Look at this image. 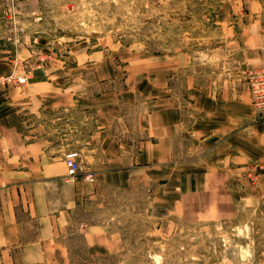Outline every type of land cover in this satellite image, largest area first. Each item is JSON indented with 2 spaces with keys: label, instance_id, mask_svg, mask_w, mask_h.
Returning <instances> with one entry per match:
<instances>
[{
  "label": "rangeland",
  "instance_id": "374dc122",
  "mask_svg": "<svg viewBox=\"0 0 264 264\" xmlns=\"http://www.w3.org/2000/svg\"><path fill=\"white\" fill-rule=\"evenodd\" d=\"M263 69L264 0H0V96L67 168L78 153L97 189L96 212L80 215L97 248L76 228L69 264H264V152L245 156L220 127L222 114L264 110L251 77ZM174 106L169 162L136 146L111 157L106 133L141 139Z\"/></svg>",
  "mask_w": 264,
  "mask_h": 264
},
{
  "label": "crops",
  "instance_id": "0c3cea01",
  "mask_svg": "<svg viewBox=\"0 0 264 264\" xmlns=\"http://www.w3.org/2000/svg\"><path fill=\"white\" fill-rule=\"evenodd\" d=\"M242 101L237 100L238 107L245 105ZM13 105L11 100L0 96V264H69V239L76 228H83L88 246L97 248V225L89 224L87 218L81 217L97 210L96 186L86 182L80 174L69 175L63 157L56 159L50 154L49 141L41 137L38 128L24 126L21 110ZM155 114L158 117L156 133L149 122ZM196 114L193 112L191 116ZM183 115L181 106H174L173 110L158 109L147 120L146 137L134 139L126 128L123 131L129 132L131 140L124 142L106 133L108 136L103 142L106 141L107 150L115 159L119 155L115 151L125 147V159L128 160V151L136 146L145 159L164 165L175 156L177 142L171 134L181 127ZM249 115L250 121L246 122L244 112L236 116L222 114L221 138L225 142L226 135L228 140L231 135L237 137L238 152L248 157H260L264 152V110H252ZM232 119H237L235 124L230 122ZM228 125H231L229 131L224 132ZM216 129L202 134L221 133ZM245 135L249 136V149L242 146ZM224 142L222 149H225ZM98 151L101 147L97 136ZM94 161L100 167L102 157L95 155ZM177 162V166H181V161ZM128 165L133 163H125ZM97 170L98 175L115 173Z\"/></svg>",
  "mask_w": 264,
  "mask_h": 264
},
{
  "label": "built area",
  "instance_id": "2783aa9c",
  "mask_svg": "<svg viewBox=\"0 0 264 264\" xmlns=\"http://www.w3.org/2000/svg\"><path fill=\"white\" fill-rule=\"evenodd\" d=\"M252 90L254 93V102L259 107H264V69L261 72H256L252 76ZM11 78L0 75V88L5 85ZM68 173L73 176L77 174L80 169V162L78 160V153H70L67 156ZM87 179L94 180L93 174H88Z\"/></svg>",
  "mask_w": 264,
  "mask_h": 264
}]
</instances>
